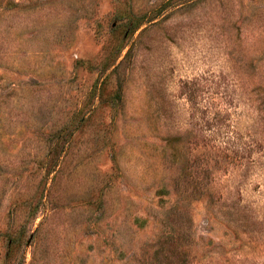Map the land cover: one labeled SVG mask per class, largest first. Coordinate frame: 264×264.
<instances>
[{"label": "rangeland", "instance_id": "1", "mask_svg": "<svg viewBox=\"0 0 264 264\" xmlns=\"http://www.w3.org/2000/svg\"><path fill=\"white\" fill-rule=\"evenodd\" d=\"M0 264H264V0H0Z\"/></svg>", "mask_w": 264, "mask_h": 264}]
</instances>
